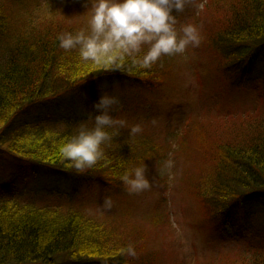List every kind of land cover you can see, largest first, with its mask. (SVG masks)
Here are the masks:
<instances>
[{"label":"trees","instance_id":"trees-1","mask_svg":"<svg viewBox=\"0 0 264 264\" xmlns=\"http://www.w3.org/2000/svg\"><path fill=\"white\" fill-rule=\"evenodd\" d=\"M7 1L15 9L23 7L22 12L16 10L25 16L17 22L18 14L13 15L0 0V152L25 162L32 174L40 171L58 181H73L74 175L85 182L120 187L118 179L126 170L144 165L143 140H126L120 127L106 129L112 138L101 145L102 158L84 172H78L60 149L82 125L94 127L92 105L106 87L117 91L121 84H137L138 77H146L138 73L150 74L157 63L143 69L125 60L112 70L83 61L78 49L65 51L57 40L60 34L76 32L56 20L35 25L27 0ZM232 3L238 15L231 31L216 29L213 44L221 55L225 48V66L232 65L228 67L233 73L245 79L255 59L264 58V0ZM61 104L67 110L57 117ZM259 114V119L244 117L245 129L232 134L212 168L198 165L201 177L197 184L192 182L196 212L213 221L212 231L223 232L226 224L237 229L231 225L234 212L252 200L264 199V114ZM192 146L211 152L210 145L193 142ZM112 151L117 162L107 160ZM69 190L72 194L74 186ZM153 212L152 225L158 219L169 224L165 214L157 208ZM128 246L100 218L79 208L22 204L0 192V264H132ZM136 251L140 264H153L141 250ZM248 264H264V254L255 252Z\"/></svg>","mask_w":264,"mask_h":264},{"label":"rangeland","instance_id":"rangeland-1","mask_svg":"<svg viewBox=\"0 0 264 264\" xmlns=\"http://www.w3.org/2000/svg\"><path fill=\"white\" fill-rule=\"evenodd\" d=\"M234 1L190 0L185 10L176 14V28L182 35L180 29L184 25L196 26L199 46L189 45L183 54L162 56L150 74L138 73L146 77H138L137 84H121L117 91H111L116 87H106L100 93L119 99L118 110L111 115L125 122L120 127L122 136L126 140H143L149 189L130 194L120 178V187L85 182L74 175L73 181H58L40 171L32 174L25 162L0 152V192L4 198L34 206L69 204L100 218L115 236L133 247L132 264H140L136 249L151 258L153 264H241L240 260L248 264L255 252L264 254L263 198L234 212L231 225L237 229L226 224L223 232L212 231L213 221L196 212L192 190L193 180L197 184L201 177L198 165L212 168L232 134L245 129L244 117L259 119V113L264 114V58L257 57L248 78L242 79L243 75H235L228 67L232 65L225 66V48L221 55L213 44L216 29L231 31L232 20L238 15ZM2 2L13 15L18 14L17 22L25 16L19 13L23 7H16L18 12L9 1ZM27 3L35 25L56 20L72 32L88 29V0ZM65 109L66 105L61 104L57 117L63 116ZM135 125L143 131L128 134ZM193 142L210 145L211 152L192 146ZM115 155L112 151L107 160L117 162ZM107 167L103 169L106 171ZM73 186L71 194L69 189ZM106 198L112 201L110 208L104 204ZM156 208L168 217L169 224H162L159 219L153 225L149 222Z\"/></svg>","mask_w":264,"mask_h":264},{"label":"clouds","instance_id":"clouds-1","mask_svg":"<svg viewBox=\"0 0 264 264\" xmlns=\"http://www.w3.org/2000/svg\"><path fill=\"white\" fill-rule=\"evenodd\" d=\"M91 9L87 31L65 32L57 36L65 51L79 50L83 61L118 70L125 60L143 69H150L162 56L183 54L189 45L197 47L200 36L196 26L184 25L178 34L176 14L182 13L190 0H88ZM175 12V15L173 14ZM146 47V51L144 50ZM119 99L100 95L93 102L94 127L81 126L76 135L63 144L62 156L78 172L91 168L102 158L101 145L112 136L106 129L124 127L123 120L113 118ZM143 131L140 125L130 129V135ZM146 165L131 168L120 177L130 194L150 188ZM105 206L112 201L106 198ZM128 254L135 256L132 246Z\"/></svg>","mask_w":264,"mask_h":264}]
</instances>
